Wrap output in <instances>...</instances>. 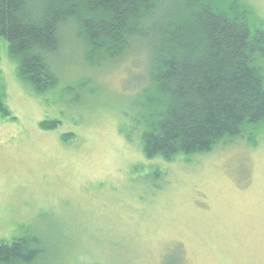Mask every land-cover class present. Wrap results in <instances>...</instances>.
<instances>
[{"label": "rangeland", "instance_id": "1", "mask_svg": "<svg viewBox=\"0 0 264 264\" xmlns=\"http://www.w3.org/2000/svg\"><path fill=\"white\" fill-rule=\"evenodd\" d=\"M264 24V0H245ZM40 95L0 35V240L35 233V264H264V129L207 153L148 159L133 128L145 45L88 65L69 27ZM43 120H58L49 130ZM131 134L127 141L119 133ZM67 134L66 139L63 135Z\"/></svg>", "mask_w": 264, "mask_h": 264}, {"label": "trees", "instance_id": "2", "mask_svg": "<svg viewBox=\"0 0 264 264\" xmlns=\"http://www.w3.org/2000/svg\"><path fill=\"white\" fill-rule=\"evenodd\" d=\"M62 27L91 66L132 41L145 45L148 82L132 118L145 158L188 159L237 138L254 145L264 129V24L245 0H0V35L36 95L59 83L47 55L58 50ZM0 115L13 119L2 93ZM42 251L35 233L0 240V264H35Z\"/></svg>", "mask_w": 264, "mask_h": 264}]
</instances>
